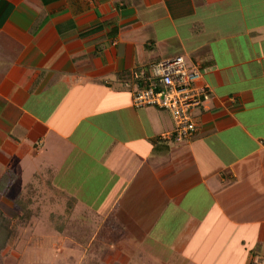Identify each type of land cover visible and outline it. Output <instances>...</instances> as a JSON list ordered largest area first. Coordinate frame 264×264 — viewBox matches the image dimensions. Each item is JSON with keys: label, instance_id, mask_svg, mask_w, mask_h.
Instances as JSON below:
<instances>
[{"label": "crops", "instance_id": "1", "mask_svg": "<svg viewBox=\"0 0 264 264\" xmlns=\"http://www.w3.org/2000/svg\"><path fill=\"white\" fill-rule=\"evenodd\" d=\"M177 56L209 89L182 142L132 105ZM20 171L117 264H264V0H0L2 195Z\"/></svg>", "mask_w": 264, "mask_h": 264}, {"label": "rangeland", "instance_id": "2", "mask_svg": "<svg viewBox=\"0 0 264 264\" xmlns=\"http://www.w3.org/2000/svg\"><path fill=\"white\" fill-rule=\"evenodd\" d=\"M18 175L19 181L6 196L4 186L0 189V264H117L109 245L99 246L101 242L96 241L86 250L85 234L79 240L73 236L85 226L73 220L65 200L46 179H32L28 171ZM28 182L31 191L25 188ZM18 194L17 205L6 202Z\"/></svg>", "mask_w": 264, "mask_h": 264}, {"label": "built area", "instance_id": "3", "mask_svg": "<svg viewBox=\"0 0 264 264\" xmlns=\"http://www.w3.org/2000/svg\"><path fill=\"white\" fill-rule=\"evenodd\" d=\"M202 79L200 69L189 66L182 56L162 60L152 66L142 86L135 87L132 105L167 111L175 126L172 132L162 134V139L182 142L197 132L192 113L209 96Z\"/></svg>", "mask_w": 264, "mask_h": 264}, {"label": "trees", "instance_id": "4", "mask_svg": "<svg viewBox=\"0 0 264 264\" xmlns=\"http://www.w3.org/2000/svg\"><path fill=\"white\" fill-rule=\"evenodd\" d=\"M74 220V219H73ZM75 220H77V221H81V222H83V224H84V226H85V229L84 230H81V231H79V232H81V233H77L76 232V234H73V236L77 239V240H79V238H81L82 237V235H84L85 234V240H86V244L91 240V238H92V233L93 232H95L96 230H95V228L93 229H91V228H88V220H85V218H79V219H75ZM72 235V234H71Z\"/></svg>", "mask_w": 264, "mask_h": 264}]
</instances>
